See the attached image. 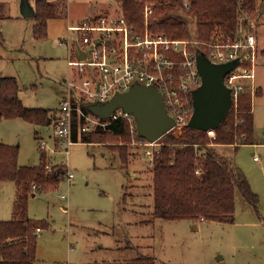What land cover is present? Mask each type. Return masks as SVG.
Returning <instances> with one entry per match:
<instances>
[{
    "label": "rangeland",
    "instance_id": "374dc122",
    "mask_svg": "<svg viewBox=\"0 0 264 264\" xmlns=\"http://www.w3.org/2000/svg\"><path fill=\"white\" fill-rule=\"evenodd\" d=\"M21 1L0 0V76L16 77L24 105L51 110L53 121L32 125L20 118L1 120L0 143L18 146L20 166L40 165L45 152L49 173L64 166L74 174L72 180L65 174L57 185L28 200L29 217L48 224L38 231L34 264H264V0H257L253 13L242 14L241 22L247 18L248 23L239 28V35L257 39L254 83L262 89L255 86L254 95L249 92L253 143L237 152L220 149L244 172L259 202L257 208L251 206L237 190L235 220L229 224L153 218L152 168L132 140L109 133L66 148L56 138L55 116L68 95L63 80L71 76L69 48L59 40L68 37V24L108 16L110 7L111 16H119L120 4L47 0L63 1L67 15L50 20L47 37L37 41L35 17H23ZM29 3L35 6V0ZM190 21L195 32L196 20ZM241 138L235 137V143ZM122 147L127 149V169L122 168ZM16 191L14 182H0V221L12 219Z\"/></svg>",
    "mask_w": 264,
    "mask_h": 264
},
{
    "label": "trees",
    "instance_id": "16d2710c",
    "mask_svg": "<svg viewBox=\"0 0 264 264\" xmlns=\"http://www.w3.org/2000/svg\"><path fill=\"white\" fill-rule=\"evenodd\" d=\"M116 1L128 24L139 33L145 31V7L153 5V14L148 22L150 32L173 40L199 42L237 38L241 24L246 26L248 23L247 18L241 22L242 14L253 13L257 6V0ZM186 2L189 8H186ZM34 9L33 35L37 41L47 37L50 20L67 15L63 1L35 0ZM191 19L197 23L195 32L190 28ZM19 91L16 77L0 76V121L20 118L32 125H50L52 111L26 107ZM250 95L244 94L238 108L228 111L215 128L214 139L207 135V131L186 127L181 132H169L159 140L161 146L150 166L153 174V218L233 223L237 190L248 204L257 208L259 198L248 178L232 158L220 152L221 147H233L237 152L241 145L253 143L254 114ZM72 101L77 104L76 98ZM80 105L90 113L87 102ZM83 125L84 120L74 113L72 138L75 143H93L109 134L102 129L83 132ZM129 127L128 121L121 119L112 126L110 135L130 141ZM241 136V141L235 143V137ZM138 139L143 138L138 135ZM18 155V146L0 143V182H14L17 188L12 219L0 221V264H34L38 230L48 227V224L29 217L28 200L57 185L65 174L67 176L64 166H54L52 173L46 170L45 152L38 166H20ZM121 158L122 168L127 169L126 147H122Z\"/></svg>",
    "mask_w": 264,
    "mask_h": 264
},
{
    "label": "built area",
    "instance_id": "2783aa9c",
    "mask_svg": "<svg viewBox=\"0 0 264 264\" xmlns=\"http://www.w3.org/2000/svg\"><path fill=\"white\" fill-rule=\"evenodd\" d=\"M185 6L189 8L187 2ZM153 10V5L145 7L144 33L128 24L122 10L117 17L108 15L68 25L69 35L59 43L69 48L71 76L65 80L68 95L54 120L56 138L62 147L69 148L75 144L72 138L74 113L84 120L83 132L102 129L112 133V126L123 119L130 125L131 144L142 148L144 158L150 166L153 165L161 143L159 140L151 143L138 139L132 114L118 109L102 119L87 113L80 104L107 102L115 93L127 92L135 83L154 86L160 91L165 108L175 121L170 132H181L188 127L194 112L193 92L202 84L196 62L198 53L204 54L213 64L238 62V66L224 78L232 97L230 109L238 108L244 94L250 92L254 95L257 39L253 34L216 42L173 40L148 30ZM81 52L86 54L83 59L79 57ZM72 98H76L77 104ZM207 135L216 138L215 129H209ZM44 144L42 142V146ZM254 159L260 161L258 156ZM73 177L74 174L68 171L67 178L72 180Z\"/></svg>",
    "mask_w": 264,
    "mask_h": 264
},
{
    "label": "water",
    "instance_id": "95a60500",
    "mask_svg": "<svg viewBox=\"0 0 264 264\" xmlns=\"http://www.w3.org/2000/svg\"><path fill=\"white\" fill-rule=\"evenodd\" d=\"M20 8L25 18L36 17V11L29 0H22ZM85 56L84 52L79 54L81 59ZM196 62L202 84L193 92L194 112L188 127L208 131L215 129L231 108L232 97L224 84V78L238 66V62L213 64L202 53L196 55ZM87 109L102 119L108 118L118 109L132 114L138 134L151 143L160 140L175 126L160 91L154 86L139 83H135L127 92L115 93L107 102L88 104Z\"/></svg>",
    "mask_w": 264,
    "mask_h": 264
},
{
    "label": "crops",
    "instance_id": "0c3cea01",
    "mask_svg": "<svg viewBox=\"0 0 264 264\" xmlns=\"http://www.w3.org/2000/svg\"><path fill=\"white\" fill-rule=\"evenodd\" d=\"M112 10V7H110V9L109 10H107V14H109V15H111V14H113V11H111ZM117 10H119V11H121V6L119 7V9H117ZM24 17V16H23ZM25 18V17H24ZM68 25H70V24H68ZM70 75V74H69ZM67 78H65L63 81H64V83H65V80H66ZM66 86V85H65ZM258 89H262L260 86H258V85H255ZM254 114V113H253Z\"/></svg>",
    "mask_w": 264,
    "mask_h": 264
}]
</instances>
